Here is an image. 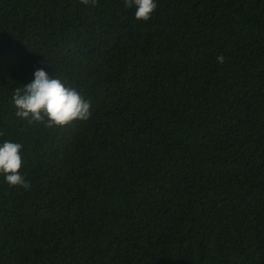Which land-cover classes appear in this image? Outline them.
<instances>
[{
    "label": "trees",
    "instance_id": "obj_1",
    "mask_svg": "<svg viewBox=\"0 0 264 264\" xmlns=\"http://www.w3.org/2000/svg\"><path fill=\"white\" fill-rule=\"evenodd\" d=\"M155 2L0 0V264H264V0ZM41 69L90 119L16 116Z\"/></svg>",
    "mask_w": 264,
    "mask_h": 264
},
{
    "label": "clouds",
    "instance_id": "obj_2",
    "mask_svg": "<svg viewBox=\"0 0 264 264\" xmlns=\"http://www.w3.org/2000/svg\"><path fill=\"white\" fill-rule=\"evenodd\" d=\"M85 6H96L98 0H80ZM128 9L135 7V19L148 22L157 9L155 0H124ZM217 62L223 64L225 57L219 55ZM13 102L16 116L23 120L42 122L47 117V127H64L74 121H86L91 117V101L85 100L75 89L68 88L60 79L50 78L44 70L35 72L30 84L16 90ZM23 145L5 141L0 145V174L11 187L24 190L31 188V182L21 175Z\"/></svg>",
    "mask_w": 264,
    "mask_h": 264
}]
</instances>
